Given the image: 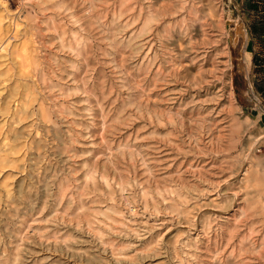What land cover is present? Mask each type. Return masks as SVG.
Returning <instances> with one entry per match:
<instances>
[{
  "label": "rangeland",
  "instance_id": "rangeland-1",
  "mask_svg": "<svg viewBox=\"0 0 264 264\" xmlns=\"http://www.w3.org/2000/svg\"><path fill=\"white\" fill-rule=\"evenodd\" d=\"M0 51L6 264H264V0H0Z\"/></svg>",
  "mask_w": 264,
  "mask_h": 264
},
{
  "label": "bare ground",
  "instance_id": "bare-ground-1",
  "mask_svg": "<svg viewBox=\"0 0 264 264\" xmlns=\"http://www.w3.org/2000/svg\"><path fill=\"white\" fill-rule=\"evenodd\" d=\"M0 59H2V53H1V51H0ZM2 74V72H0V75ZM33 81V80H32ZM15 84V81H13L12 82V85L10 86L11 87V89L9 88L8 89V94L7 95H5V98L4 99H6V97L7 98H9V99H12L13 101H18V98H17V96H16V85H14ZM7 86V85H6ZM7 87H9V86H7ZM4 96V95H3ZM4 99H1V100H4ZM3 102V101H2ZM2 102H0V103H2ZM5 103H7V100H6V102ZM10 103V102H9ZM17 114H18V107H17V104L15 105V107L14 108H11V111H10V116L12 117V118H16L17 117ZM16 134V133H15ZM15 136V135H14ZM206 168V167H205ZM28 190V189H27ZM20 191H22V190H19V192ZM23 194V193H22ZM21 194V195H22ZM26 194V199L27 200H30L31 199V194L30 193H28V192H26L25 193ZM24 195V194H23ZM23 200V199H22ZM31 202V201H30ZM2 225V224H1ZM11 244V243H10ZM14 249V246L13 245H6L5 244V242L4 243H0V264H6L10 259H11V252H12V250ZM68 257V256H67Z\"/></svg>",
  "mask_w": 264,
  "mask_h": 264
},
{
  "label": "crops",
  "instance_id": "crops-1",
  "mask_svg": "<svg viewBox=\"0 0 264 264\" xmlns=\"http://www.w3.org/2000/svg\"><path fill=\"white\" fill-rule=\"evenodd\" d=\"M247 47V44L245 45V48Z\"/></svg>",
  "mask_w": 264,
  "mask_h": 264
}]
</instances>
